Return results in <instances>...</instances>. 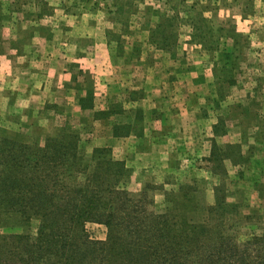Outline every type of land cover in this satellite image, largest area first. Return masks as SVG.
Listing matches in <instances>:
<instances>
[{"label": "rangeland", "instance_id": "rangeland-1", "mask_svg": "<svg viewBox=\"0 0 264 264\" xmlns=\"http://www.w3.org/2000/svg\"><path fill=\"white\" fill-rule=\"evenodd\" d=\"M15 157L52 199L118 191L147 264H264V0H0V176ZM39 224L3 215L0 236ZM82 230L118 262L103 223Z\"/></svg>", "mask_w": 264, "mask_h": 264}, {"label": "trees", "instance_id": "trees-1", "mask_svg": "<svg viewBox=\"0 0 264 264\" xmlns=\"http://www.w3.org/2000/svg\"><path fill=\"white\" fill-rule=\"evenodd\" d=\"M10 151L11 148L8 147L1 153L8 154ZM40 166L37 158L29 157L20 162L15 157L5 166V172L12 174V177L0 176V217L15 215L26 222L31 216H37L40 221L34 238L25 234L0 236L2 243L21 244L19 253V247H15L16 253L8 250L11 258L17 261L18 256L20 264H89L93 261L100 264L95 262L97 243L88 242L82 230L85 222L96 221L107 228L106 242L110 243V248H119L116 255L118 262L115 264H147L142 259L146 255L141 244L145 233L143 226L139 229V225L134 224L133 228L128 226L125 232L115 213L114 200L118 191L110 187H105L104 190L91 188L80 195V188L76 190L80 196L74 201L73 198L52 199L49 196L51 191H63L66 187L55 182L49 183L47 176H35L33 173ZM102 192L108 198L103 197ZM60 203L73 211L59 210Z\"/></svg>", "mask_w": 264, "mask_h": 264}]
</instances>
